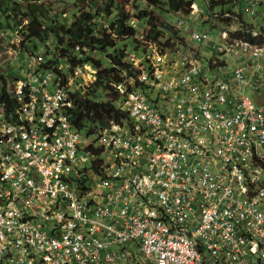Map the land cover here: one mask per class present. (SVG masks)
Segmentation results:
<instances>
[{
	"label": "built area",
	"instance_id": "1",
	"mask_svg": "<svg viewBox=\"0 0 264 264\" xmlns=\"http://www.w3.org/2000/svg\"><path fill=\"white\" fill-rule=\"evenodd\" d=\"M181 13L175 28L202 51L149 57L117 86L129 117L93 137L71 94L97 71L64 83L27 58L39 81L9 86L14 114L0 104V261L264 264V0ZM212 21L214 38L197 26Z\"/></svg>",
	"mask_w": 264,
	"mask_h": 264
},
{
	"label": "trees",
	"instance_id": "2",
	"mask_svg": "<svg viewBox=\"0 0 264 264\" xmlns=\"http://www.w3.org/2000/svg\"><path fill=\"white\" fill-rule=\"evenodd\" d=\"M25 5L16 0H0V47L4 39V33H11L14 39L20 35L22 44L32 53H37L38 45L42 44L47 50L41 73H45L53 67L60 73L57 66L52 64L71 63L75 68L79 65L91 64L97 71V79L88 88H83L85 93L79 97V93L71 94L75 105L71 110L74 127L86 136L93 137L101 130L110 126L111 122L118 123L121 119H127L129 114L116 108V102L122 97L117 86L127 84L128 79L138 74L140 70L133 67L129 62L127 44L119 46L117 39H128L136 42L139 33L138 28L132 24L133 10L140 12L137 18L139 28H143V38L153 44L170 47L171 41L163 42L162 36L165 29L174 34L173 47L177 48L180 43L184 46L185 38L175 26L166 24L161 28L154 22V6L167 8L165 13L191 12V4L187 0H106L103 8L104 15L108 20L105 27L98 22L94 14L83 12L76 14L71 22L59 21L57 18L48 16L49 10L42 0H26ZM143 6L145 8H143ZM226 7V2L214 4L212 8ZM132 9L131 10H128ZM117 11V14L110 19ZM65 15V14H64ZM35 43L33 46L30 43ZM53 49V51H49ZM135 49L138 50L136 46ZM26 55V52H24ZM94 54L104 56L108 61L105 66ZM39 72V70H38ZM6 76L0 73V104L5 105L7 114H14L16 100H11L8 90L9 84ZM101 93V94H100Z\"/></svg>",
	"mask_w": 264,
	"mask_h": 264
},
{
	"label": "rangeland",
	"instance_id": "3",
	"mask_svg": "<svg viewBox=\"0 0 264 264\" xmlns=\"http://www.w3.org/2000/svg\"><path fill=\"white\" fill-rule=\"evenodd\" d=\"M19 2V4L21 5H25L26 4V0H16ZM36 1V0H34ZM39 1V0H37ZM190 4L193 2H196L201 8H205L206 7V1L205 0H187ZM43 3H46L47 9L49 10V14L48 16L53 17V18H57L59 21L63 22L64 20L67 22H71L73 21L75 18L76 14H81V13H85L88 12L89 14H94L95 18H97L96 20L98 22H101L103 25H105V27L109 24L108 20L103 12V8L106 6L107 1L106 0H42ZM143 8H145L143 6ZM153 11H154V22L156 24H158L161 28H164V26L166 24H170L173 26H177L179 21L181 20L180 17V13H176V12H170V13H165L167 11V8L162 7L163 11H160L161 7L159 6H154L153 7ZM131 10L132 9H129ZM185 13H190V11H186ZM65 14V15H64ZM117 14V11H115V13L113 14V16L110 18L112 19L115 15ZM133 14H134V18L132 19V24L136 26V28H138L139 33L136 36V42L134 43L132 40L128 39H117V44L119 46L122 45V43L127 44L128 46V53H129V62L134 64L135 63V67L136 69H141L144 67V63L149 62L150 60L149 57H157V59L159 58V54H164V55H168L170 56L173 52L177 51V48L173 47V40L171 39V37L174 36V34H172L171 32H169L167 29H165V33L162 35L165 38L162 39V41L165 42H169L171 41L170 47L163 45V43H159V45L157 44H153L150 43L148 41H146L143 38V28L141 27L139 28V24L137 21V18L139 17L140 12L137 10H133ZM182 14V13H181ZM249 21H253L252 18H250L248 15H246V20ZM198 29L201 31H206L208 33H210L212 35V37H217L218 33L212 29V24L211 23H203V22H199L197 24ZM177 29V28H176ZM181 32V31H180ZM1 37H3V33L0 31ZM183 37L187 36L189 37L187 34L185 33H181ZM4 36H6L8 38V40L6 41L4 39L3 43H2V48H6L5 52L3 54L0 53V73L4 74L7 78L6 80H8V84L9 86H20L22 84V81H25L24 77L27 78L28 81H30L33 77L35 78V80L38 82L39 78L36 76V74H38V69L32 68L31 72L32 74L29 72V67H28V59L29 57L36 55V56H41L42 57V61L40 59H35L33 60V63L38 66H42L43 65V59L45 58L46 52L47 50H45V47L42 44L38 45V50L37 53H32L30 52V50L28 48H26L28 45L26 46H21L22 41H21V37L19 34L16 35V37L12 40L9 38H12V34L11 33H4ZM35 43H30L31 46H33ZM184 46H182V44L180 43L179 47H182L183 50L185 51H190L191 53H194L196 55V53L201 52L202 50H200V48L202 49V47H199L196 44H192L189 43L188 40H185L183 42ZM138 47V50L135 49V47ZM49 51H53V49H50ZM26 52V55L25 53ZM99 60H101V62L105 65L108 66V61L107 59H105L104 56H100L98 54H94ZM28 58V59H27ZM212 59L211 55H208L205 57V62H207L208 64H210V61ZM8 64V67H7ZM69 67H67L66 71H62L64 69V65L63 64H52V66H57L59 70H61L60 73H58V71L55 68L50 69L48 72L50 71H54V73H56L57 76L62 77L64 80V83H69L70 80L72 79V65L71 63L68 61ZM147 64V63H146ZM92 66V65H91ZM7 68V71H6ZM233 68H231V72H233ZM97 73V72H96ZM30 74V75H29ZM29 75V76H28ZM94 76L91 73V70L88 69L87 73L84 74L83 76V80H81V82H85L84 84H88L91 85L92 83L94 84L96 82L95 78H93ZM93 81V82H92ZM37 85V84H35ZM67 85V84H65ZM68 86V85H67ZM90 87V86H89ZM85 88H88L87 86ZM10 88L8 87V90L10 91ZM16 90V88H14ZM83 91V95L85 93V90ZM101 94V93H100ZM247 94H249L250 96H252V94H250V91H247ZM82 95V96H83ZM81 97V96H79ZM75 105V102H74ZM74 109V108H73ZM72 109V110H73ZM71 113V112H70ZM72 116V114H71ZM73 120V118H72ZM84 135H86L83 132ZM97 152H101L103 153V149L102 148H98ZM96 155H99L97 154ZM107 177V175H106ZM1 183V180H0ZM80 187L83 185V183H79L78 184ZM101 195V194H99ZM98 195V196H99ZM30 198H33L32 196H29ZM26 198V197H25ZM93 201L87 200L86 203L87 204H91ZM14 203V202H13ZM14 207H16L15 203H14ZM84 219L87 220V217H84ZM60 220H62L61 217L56 218L54 222H59ZM100 221H103L102 216H98V217H91L88 222L92 223L94 222V224L99 223ZM53 225V224H52ZM54 228H56L55 225H53V227L51 228V230H53ZM101 235H99V241L101 243ZM97 241V242H99ZM0 264H10V263H6L4 261H0ZM12 264H18L17 262H13ZM70 264H85L82 261H72V263ZM87 264V263H86Z\"/></svg>",
	"mask_w": 264,
	"mask_h": 264
},
{
	"label": "crops",
	"instance_id": "4",
	"mask_svg": "<svg viewBox=\"0 0 264 264\" xmlns=\"http://www.w3.org/2000/svg\"><path fill=\"white\" fill-rule=\"evenodd\" d=\"M206 1V0H205ZM194 3V2H193ZM196 3V2H195ZM212 24V29H214L217 33L221 32V29H220V26L217 25L216 23H214L213 21L212 22H209ZM264 88V87H262ZM263 92V95H264V89L262 90ZM263 100H264V97H263Z\"/></svg>",
	"mask_w": 264,
	"mask_h": 264
}]
</instances>
